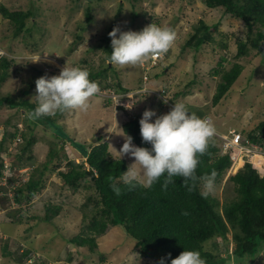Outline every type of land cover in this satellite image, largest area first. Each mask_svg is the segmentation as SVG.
Segmentation results:
<instances>
[{
  "label": "rangeland",
  "instance_id": "1",
  "mask_svg": "<svg viewBox=\"0 0 264 264\" xmlns=\"http://www.w3.org/2000/svg\"><path fill=\"white\" fill-rule=\"evenodd\" d=\"M2 4L13 11L31 10L34 14L26 20L28 30L14 37L15 25L4 17L0 8V48L11 61L6 68L8 78L0 87V97L10 96L17 102L27 100L36 108V80L59 75L68 65L92 73L107 70L101 77L114 86L119 79L135 98L117 100V95L110 97V89H105L91 98L87 111L71 110L36 120L29 118L35 108L0 103V139L7 132L22 134L19 144L10 137L5 140L2 159L10 157L17 163L16 175L26 170L29 174L34 171V179L40 177L42 184L41 190L26 206L32 208L30 215H21L15 221L2 215L0 231L4 233H0V264H159L155 258H142L135 241L119 226H111L98 238L99 246L95 252L88 246L71 243L85 227L82 213L90 207L84 204L89 195L94 194V188H72L59 174V170L68 169L70 161H85L81 147H75L64 137L69 135L89 148L108 142L110 153L115 158L126 159L130 167L135 158L130 154L122 156L120 152L128 137L123 124L134 116L141 120L148 109L154 110L157 116L167 114L175 102L184 103L190 113L201 118L211 117L209 123L217 131L227 133L229 128H236L247 136L250 132L259 133L258 125L264 120V54L250 49L246 55L239 56L238 42L247 37L245 23L225 13L223 8H208L204 0H0ZM88 12L92 19H88ZM201 20L212 28L216 26L213 39L199 49L185 48ZM153 23L171 28L176 33V40L164 60L149 71L145 86L143 63L147 64L148 59L135 66H113L107 59L105 46L108 38L111 41L109 33L114 28H120L121 32L142 31ZM236 63L244 67L241 75L219 104L214 105L213 98L223 72ZM3 70L0 68V73ZM144 86L149 89L147 93L139 92ZM157 88H166L168 93L159 98ZM107 99L112 102L106 103ZM156 118L154 116L152 122ZM25 137L35 138L36 142L31 151L24 153ZM52 148L59 154L45 170L43 163L50 159ZM21 149L25 160L33 158L30 160L33 165H23L17 156ZM6 153L8 155L4 156ZM58 162L61 167L55 169ZM136 168L139 176V165ZM230 174L229 168L215 180L211 193L219 199L221 211L223 204L236 194ZM6 204L9 207L6 213L12 218L25 208L23 203L22 208L13 209V214L11 204L8 201ZM48 204L60 208L59 215L51 222L43 220ZM228 237L229 242L213 238L206 243V249L224 256L227 246L231 250L235 248L232 234ZM6 239L25 245L35 257L26 262L19 256L4 257L1 246L5 245ZM102 256L107 257L106 261ZM242 264H264V249L253 262Z\"/></svg>",
  "mask_w": 264,
  "mask_h": 264
},
{
  "label": "trees",
  "instance_id": "2",
  "mask_svg": "<svg viewBox=\"0 0 264 264\" xmlns=\"http://www.w3.org/2000/svg\"><path fill=\"white\" fill-rule=\"evenodd\" d=\"M204 3L208 8H223L225 13L245 23L248 29L247 37L238 42L239 56L246 55L250 49H256L258 53L264 54V0H204ZM0 8L4 17L9 18L15 25L14 37H18L24 30H28L26 29V20L34 14L31 10L13 11L3 4L0 5ZM88 19H92L89 12ZM215 29L216 26L212 28L204 20H201L195 27V32L187 40L185 48L199 49L204 43L213 39L212 32ZM109 40L108 38L105 46L108 60L113 51ZM9 57L6 53L0 60V68L4 69L0 73V87L8 78L6 68L11 63ZM243 69L242 65L236 63L230 70L223 72L213 98L214 105L219 104L231 90ZM106 71L96 73L89 71L90 79L93 81L98 79L95 82L101 89L112 87L113 93L110 91V96L129 91L128 88L122 86L119 79H116L114 86L112 82L101 77ZM101 89L99 92H103ZM167 93L166 90L164 94ZM143 96H146V93H143ZM131 98H135L134 95L123 94L119 97L120 100ZM3 102H8L12 106L21 105L35 108L27 100L17 102L10 96L0 97V103ZM111 102L112 100L107 99L106 103ZM139 121L140 118L134 116L123 124V130L133 138L134 145L151 148L150 143H145L142 140ZM258 127L259 133H249L250 139L255 142H260L264 137V120ZM9 137L12 139L18 137L17 131L5 133L0 140V155L4 142ZM64 138L70 140L75 147H81V151H79L85 157V161L82 163L70 161L68 169L66 171L59 170V174L65 184L72 188L78 189L82 186L94 188V194L89 195L84 204V206L90 207L87 212L83 211L82 213L85 227L80 234L72 238L71 243L79 247L88 246L91 252H95L99 246L98 238L104 235L111 226H119L135 241L142 258H155L159 262L161 258H164L166 264H171V260L177 258L185 249L199 251L206 264L253 262L264 249V175H261L250 162L230 174L229 179L234 184L236 194L232 200L223 204L222 211L218 207L220 201L217 197L210 194L205 198L201 195L203 183L201 178L211 176L214 172L215 180H218L232 164L229 155L219 154V148L212 138L206 153L198 157L197 179L195 182H190L192 191L188 190L180 177H174V183L169 184L167 189L163 187V177L150 187H145L142 183L126 185L120 178L123 172L127 171L129 165L126 159L115 158L110 153L108 142H101L89 148L86 144L71 139L69 135ZM25 139L24 153L28 150L31 151L36 142L35 138L25 137ZM19 152H17V156H20L23 165H26L25 163L33 165L30 161L33 159L32 157L25 160L22 149L20 154ZM58 154L54 148L50 150V159L43 163L45 170ZM14 164L16 163L14 162ZM60 164L61 162H58L54 168L61 167ZM4 166L3 163H0V176L5 169ZM34 178V171L28 175L26 182L21 174L16 175L15 180L23 182V185L14 191L18 205L31 201L41 190V178ZM113 183H117L121 188L119 196L112 190ZM0 192L3 193L0 194V203L4 205L9 201L5 195L7 190L1 186ZM59 209L58 206L48 204L43 220L51 222L54 217L59 215ZM25 214H30V209L22 215L26 216ZM17 215L11 221L22 217L21 213ZM229 233L232 234L235 243L234 250L227 246L226 254L223 256L206 249V243L215 237L223 242H229ZM14 243L9 240L3 243L5 244L1 246L3 256H19L25 262L35 257L34 252L27 249L25 245L16 243L15 245ZM106 258L102 256L104 261Z\"/></svg>",
  "mask_w": 264,
  "mask_h": 264
},
{
  "label": "clouds",
  "instance_id": "3",
  "mask_svg": "<svg viewBox=\"0 0 264 264\" xmlns=\"http://www.w3.org/2000/svg\"><path fill=\"white\" fill-rule=\"evenodd\" d=\"M118 33L119 35H117ZM109 36L111 37V46L113 49L110 53L109 60L113 66H135L142 64L151 57L167 53L176 40V33L171 28L163 27L155 23L145 27L142 31L129 30L121 32L120 28L117 27L109 33ZM35 83L37 107L29 113V118L33 120L43 116H55L57 113H64L71 110L87 111L90 107L91 98L97 95L101 89L95 81L90 79V73L87 69L78 66L69 67L68 65L62 69L59 75H54L50 78L48 76H42ZM147 83H144V85H147ZM108 89L113 93L111 88ZM157 90L162 91L163 89L157 88ZM165 90L167 89L165 88ZM129 92L124 94H130ZM116 95L121 96L123 93ZM166 102L167 100H165ZM154 116L157 118L152 122ZM210 121L211 117L209 116H205L203 119L195 113H190L186 105L181 102H175L174 108L169 113L159 116H157L154 110H145L139 121L140 132L142 140L145 143H150L152 147H138L133 144V138L131 136L127 137L120 152L122 156L130 154L135 158V162L127 171L123 172L120 178L121 181L126 185L142 183L143 186L150 187L163 177V187L167 189L169 184L174 183V177H180L183 179V183L188 190L192 191L190 182H195L197 179L198 157L206 153L210 139L212 138L219 148V154L229 155L230 157V154L222 152L221 140L216 134L226 135L233 129L244 134L242 130L236 128H229L227 133L217 131L209 123ZM17 134L21 138V132ZM18 137L14 138L13 142ZM20 141L22 142V139ZM261 141H264V137ZM258 156L263 157V155ZM254 157L252 159L253 161L247 162H250L261 175H264V168H259L256 165ZM230 160L232 162L230 167L231 173L238 171L247 163L240 162L234 166L231 157ZM0 163L5 165V159H2L1 155ZM12 163L11 168L15 173L17 163L14 164L13 160ZM137 165H139L141 170L139 176L136 168ZM26 171L21 174L24 181L29 174V171L25 173ZM3 174L4 171L0 179ZM141 176L143 178L142 180L140 179ZM201 179L203 180L201 195L207 198L214 191L215 173L213 172L211 176H205ZM21 185H23V182L19 181L17 185L11 186V190H9V187L1 185L7 190L5 195L9 199L8 202L10 204L11 200L16 204V194L14 191ZM111 187L113 192L119 196L121 193L119 185L113 183ZM9 192L12 193V196L9 195ZM31 201L24 203L25 208L20 211L21 215L28 209L30 211L32 210L31 207H26ZM3 206L6 207L7 204ZM21 206L17 205L10 209V211H13L14 214L13 209L21 208ZM28 215L30 214L26 216ZM3 216L8 217L10 220L15 219V217L12 218L8 213H5ZM159 264H166L164 258L160 259ZM171 264H206V261L199 251L185 249L177 258L171 260Z\"/></svg>",
  "mask_w": 264,
  "mask_h": 264
},
{
  "label": "built area",
  "instance_id": "4",
  "mask_svg": "<svg viewBox=\"0 0 264 264\" xmlns=\"http://www.w3.org/2000/svg\"><path fill=\"white\" fill-rule=\"evenodd\" d=\"M6 53L3 49L0 48V60L2 59V56H4ZM166 54V53H165ZM165 54L158 55L156 57H151L148 59L147 64L143 63L145 68V75H144V83L146 84L149 79V71L151 69L156 68L160 62L164 60L166 57ZM146 86V85H145ZM140 89L139 92H146L149 90L147 88ZM102 90V89H101ZM153 91V90H150ZM166 90L163 89L162 91H157V96L159 98L165 97ZM99 93H102L99 92ZM116 94L112 95L115 96ZM110 96V97H112ZM120 95H117V100H119ZM220 140H221V148L222 152L225 154H230V157L234 163V166L238 165L240 162H247V161H253L254 156L263 155L264 156V141L261 142H254L251 140L248 136H245L240 131H237L235 129L229 131L226 135L216 134ZM21 138L18 137L15 142H20ZM8 153L4 154V156H7ZM12 159H5V169L4 174L2 178L0 179V186H6L9 187V190H11V186L17 185L19 181L15 180L16 174L12 170ZM0 194H3L0 192ZM9 195L12 196V193L9 192ZM16 204L13 200H11V206L10 208L15 207ZM9 207H4L0 204V218L2 215H4Z\"/></svg>",
  "mask_w": 264,
  "mask_h": 264
},
{
  "label": "bare ground",
  "instance_id": "5",
  "mask_svg": "<svg viewBox=\"0 0 264 264\" xmlns=\"http://www.w3.org/2000/svg\"><path fill=\"white\" fill-rule=\"evenodd\" d=\"M254 161H255V163H256V165L260 168V167H262V168H264V166H262L263 164H264V157H262V156H255L254 157ZM0 220H1V218H0ZM0 233H1V231H0ZM2 234V233H1Z\"/></svg>",
  "mask_w": 264,
  "mask_h": 264
},
{
  "label": "crops",
  "instance_id": "6",
  "mask_svg": "<svg viewBox=\"0 0 264 264\" xmlns=\"http://www.w3.org/2000/svg\"><path fill=\"white\" fill-rule=\"evenodd\" d=\"M263 157H264V156H263ZM262 166H264V164H263Z\"/></svg>",
  "mask_w": 264,
  "mask_h": 264
}]
</instances>
